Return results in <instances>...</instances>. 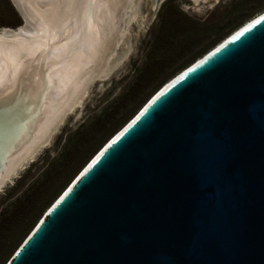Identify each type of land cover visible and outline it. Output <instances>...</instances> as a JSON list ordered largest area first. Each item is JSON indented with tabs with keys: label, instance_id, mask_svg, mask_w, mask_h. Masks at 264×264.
Instances as JSON below:
<instances>
[{
	"label": "water",
	"instance_id": "95a60500",
	"mask_svg": "<svg viewBox=\"0 0 264 264\" xmlns=\"http://www.w3.org/2000/svg\"><path fill=\"white\" fill-rule=\"evenodd\" d=\"M10 1L3 37L33 25ZM24 105H0V147ZM3 264H264V10L159 85Z\"/></svg>",
	"mask_w": 264,
	"mask_h": 264
},
{
	"label": "bare ground",
	"instance_id": "6f19581e",
	"mask_svg": "<svg viewBox=\"0 0 264 264\" xmlns=\"http://www.w3.org/2000/svg\"><path fill=\"white\" fill-rule=\"evenodd\" d=\"M18 1L33 25L0 35V105L21 95L28 115L0 147V188L48 142L90 83L106 77L137 12L136 0Z\"/></svg>",
	"mask_w": 264,
	"mask_h": 264
},
{
	"label": "trees",
	"instance_id": "16d2710c",
	"mask_svg": "<svg viewBox=\"0 0 264 264\" xmlns=\"http://www.w3.org/2000/svg\"><path fill=\"white\" fill-rule=\"evenodd\" d=\"M3 4L4 6H1L0 10V27H17L21 22L19 14L13 7L10 0H3ZM262 10H264V0H240L239 3L230 4L227 9L216 17L208 15L203 20H195L184 16V14L179 11L175 5H172V0H166L160 9L158 20V25L162 27V30L165 33V36H163L160 39V42H158L159 44L157 48L159 54L145 69L144 74H142L138 80L142 79L143 81L144 79L150 78L154 74L158 75L162 70L170 67L173 62L179 61L182 55H184L187 51L198 45L201 46L196 48L195 52H193L189 57L181 60L175 67L171 68V71L163 76L161 82L153 90H151L144 98L139 100V102H137L135 106L129 110V112L127 111L125 114L120 116L119 120L115 122L113 129L109 132V134L99 140L98 143L94 145L95 147H93L86 156L81 158L80 154L85 150L88 151V145L91 143L90 141L94 139V135L100 132L102 127L111 122L112 119H115L117 114L128 106H125L128 100L131 102L134 101L137 89V86L135 87L134 83H132L131 87L126 89L125 92L116 99V102H113L114 104H112V106L108 107V109L104 110L102 115L93 120L88 130L85 129L83 131L80 127L72 136H70L60 152L56 160V164L45 165V158L42 157V161L39 159V161H41L40 166L36 165L37 163H34V167L38 168L34 178H31V182L28 183L24 189L19 191L17 197L12 198L9 202L5 201L8 198H0V264H3L6 261L24 235L36 222L48 204L67 184L70 178L89 159L94 151L111 135V133L122 126L125 121L134 114L145 99L159 85L167 81L183 67L217 44L240 24ZM238 14L239 16H236ZM206 34H209V37L207 40L201 42V38ZM74 162H77V165L71 177L59 186V189L53 190L54 188H52V184L56 180L58 174L62 172V169L64 168L63 166ZM27 173H29V171H27L26 174ZM25 177L26 176H22L18 179L15 184V189L19 186V182L23 181ZM6 196L7 195H5V197ZM26 220L29 222H27L28 227L25 234L15 244L13 249L11 248L12 250L9 249L4 252V247L7 243L6 241H8L11 237L13 229L17 228Z\"/></svg>",
	"mask_w": 264,
	"mask_h": 264
},
{
	"label": "rangeland",
	"instance_id": "374dc122",
	"mask_svg": "<svg viewBox=\"0 0 264 264\" xmlns=\"http://www.w3.org/2000/svg\"><path fill=\"white\" fill-rule=\"evenodd\" d=\"M165 1L166 0H163L162 3L158 4L154 9L152 0H136V16L127 23L128 25L126 26L125 34L120 40L112 57V66L106 77L95 78L90 83L80 104L76 105L71 112L69 111L65 115L64 120L52 133L48 142H46L47 144L45 143L46 145L44 144L45 146H43L36 154L34 161L28 162L25 168L18 170L16 175L4 183L0 188V198H8L5 201L9 202L12 198L17 197L19 191L24 189L25 186L31 182V178H34V175L38 170V168L34 167V163H37L36 165L40 166L42 157L45 158V165L56 164V160L70 136H72L80 127L83 131L85 129L88 130L93 120L102 115L104 110L108 109V107L112 106V104H114L113 102H116V99L122 95L126 89L131 87L132 83H134L135 87L137 86L134 101L131 102L128 100L125 105L128 106L123 111H120L115 119H112L111 122L102 127L100 132L94 135V139L90 141L91 143L89 142L88 151L85 150L80 154L81 158L86 156L87 153L95 147L94 145H96L99 140L109 134L120 116L127 111L129 112L139 100L153 90L161 82L163 76L171 71V68L175 67L181 60L189 57L195 52L196 48L201 46L198 45L187 51L182 55L179 61L173 62L170 67L162 70L158 75L154 74L143 81L142 79L138 80V78L140 79L141 75L144 74L145 69L159 54L157 48L159 44L158 42H160V39L165 36V33L162 30V27L158 25V20L160 9ZM239 2L240 0H202L198 3H194L192 0H172V5H175L184 16L190 19L203 20L208 15L216 17L227 9L230 4ZM1 6H4L3 0H0V10ZM236 16H239V14ZM208 37L209 34L204 35L201 38V42L207 40ZM39 159L41 161H39ZM76 165L77 162L63 166L64 168L62 169V172L59 173L60 175L58 174L56 180L52 184V188H54L53 190L59 189V186L71 177L73 171H75ZM27 171H29V173L26 174ZM22 176L26 177L23 181L19 182V186L15 189V184ZM5 195L9 197H5ZM27 222L29 221L26 220L17 228L13 229V232L11 233L12 235L10 234L11 237L6 241L7 243L4 247V252L11 248L13 249L15 244L22 238L28 227Z\"/></svg>",
	"mask_w": 264,
	"mask_h": 264
},
{
	"label": "snow or ice",
	"instance_id": "6c2138e0",
	"mask_svg": "<svg viewBox=\"0 0 264 264\" xmlns=\"http://www.w3.org/2000/svg\"><path fill=\"white\" fill-rule=\"evenodd\" d=\"M158 95H159V94H158ZM153 99H155V98H153ZM149 103H151V101H150Z\"/></svg>",
	"mask_w": 264,
	"mask_h": 264
}]
</instances>
